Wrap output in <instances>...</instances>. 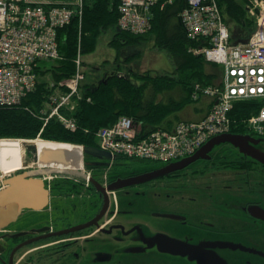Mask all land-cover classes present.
Instances as JSON below:
<instances>
[{
  "label": "flooded vegetation",
  "instance_id": "flooded-vegetation-1",
  "mask_svg": "<svg viewBox=\"0 0 264 264\" xmlns=\"http://www.w3.org/2000/svg\"><path fill=\"white\" fill-rule=\"evenodd\" d=\"M24 152L19 170L0 173V188L29 172L40 177L45 165ZM52 163L45 167L64 169L44 181L47 206L24 209L0 231V264H264L263 164L216 167L236 180L193 179L216 166L195 163L136 180L169 164L119 168L90 155L80 166Z\"/></svg>",
  "mask_w": 264,
  "mask_h": 264
},
{
  "label": "built area",
  "instance_id": "built-area-1",
  "mask_svg": "<svg viewBox=\"0 0 264 264\" xmlns=\"http://www.w3.org/2000/svg\"><path fill=\"white\" fill-rule=\"evenodd\" d=\"M87 0H0V107L20 106L36 89L41 62L59 59L58 31L73 21L81 26ZM159 0H119L117 25L122 31L144 34L150 27L152 7ZM171 1V0H168ZM179 13L188 38L204 39L208 46L194 50L223 68L222 85L200 89L216 99L208 115L199 122L179 123L172 131L156 130L141 135L130 118L120 117L100 129L99 148L112 156L168 163L193 154L210 138L229 130L230 112L236 102L256 99L261 104L247 123L264 136V15L258 31L243 46H231L229 31L216 0H185ZM75 74L60 83L66 90L49 98L44 124L55 117L74 130L75 120L64 114L72 110L84 79L80 56Z\"/></svg>",
  "mask_w": 264,
  "mask_h": 264
},
{
  "label": "trees",
  "instance_id": "trees-1",
  "mask_svg": "<svg viewBox=\"0 0 264 264\" xmlns=\"http://www.w3.org/2000/svg\"><path fill=\"white\" fill-rule=\"evenodd\" d=\"M216 1L226 23L230 20L250 28L252 32L254 19L248 11L251 0ZM117 5V0H87L81 26L73 21L59 31L61 59L42 71V76L50 74L55 83L70 78L75 71L74 60L78 52L82 55L92 52L99 36L108 30L113 31L109 45L118 50L121 46L130 47L152 39L153 46L165 51L170 57L174 74L152 76L148 72H135L132 74L135 79H132L129 74L121 75L120 70L116 69V73L106 75L101 80H86L81 86L82 97L72 112L76 120L74 130L64 128L55 119H50L43 127L37 113L43 109L47 96L54 88L42 80L21 106L0 107V138L35 139L39 135L40 139L47 141L96 147V132L112 125L118 117L133 119L142 133L163 128V121L171 113L193 101L190 94L195 84L208 86L220 82L222 69L193 53L194 49L207 46V42L202 38H188L179 17V13L186 7L185 0H160L152 8L151 27L144 35H134L117 28ZM176 87L184 95L181 100L169 99L166 103L157 100L159 95L173 91ZM258 109L259 104L255 101L237 102L230 113V133L252 134L245 122ZM3 160L9 162L12 159L4 155Z\"/></svg>",
  "mask_w": 264,
  "mask_h": 264
},
{
  "label": "rangeland",
  "instance_id": "rangeland-1",
  "mask_svg": "<svg viewBox=\"0 0 264 264\" xmlns=\"http://www.w3.org/2000/svg\"><path fill=\"white\" fill-rule=\"evenodd\" d=\"M112 39H113V31L108 30V31L102 33L98 38L96 48L92 52H88V53H85L82 55L81 61H83L82 62L83 68L81 69V72L85 76L83 79V81L85 83H86V80H87V82L91 81V79L92 80H97V79L100 80V79L104 78L106 75H111L113 73H116V71H115L116 69L120 70L119 74L126 75V73L132 74L135 72H138L140 74H142L144 72L150 73L151 71H149V70H151V69L152 70L159 69V72H163V71L168 72L174 68L173 64L171 62V59L167 55V53L165 51H161V50L155 49L153 47L152 39L145 41V42H142V43L137 44V45L130 46V47L121 46L120 50L116 49L114 46L109 45V42ZM130 59H133V61H131ZM53 64H55V61H53V60H45V61L41 62V66H43L45 69H49L51 66H53ZM159 76H164V75H159ZM47 79L49 81H51L50 74L46 75L45 77L41 76L40 81L41 80L46 81ZM218 84H220V82L216 83V85H218ZM176 93H177V91H175V92L170 91V92L162 93V95L158 96L157 100L158 101L162 100L163 102L166 103L167 100H169L171 98L170 96L176 98L177 97ZM175 101H177V100L175 99ZM9 139L20 140V138H9ZM253 139L255 140V142L250 143V145L252 147H254L257 151H259V153L261 155L264 156V137H259V136L254 135ZM46 143L47 142H45L43 140H35L32 143L36 147V150L38 152V160L43 161L44 164L48 163L47 162L48 160H46V159H48V158H46L48 156L45 153L54 152L53 151L54 145H59V144L50 142L51 144L48 145L49 147H46V148L44 147L43 150L39 149L40 146L42 147V145H47ZM36 145H38V146H36ZM63 145H65V144H63ZM63 145H59V146H63ZM46 149H49V151H51V152H47ZM24 151H29V155H30V153L33 154L32 148L23 147L22 161L24 158V153H25ZM63 151L66 154L65 149ZM42 153H44V156H42ZM54 153L59 154V153H62V151L58 150ZM3 154L11 157V159H13L14 156H16L15 153L9 149H4V151L2 152V155ZM212 155L214 158L212 157L213 159L211 161L206 162L202 159H198L195 162V164H198V165L203 166V167H205L204 165L210 166L212 164H216L215 168L213 169L215 171L212 172L210 167H209L208 169H210V171H205L200 176L190 175L191 178H193V179H205V180L215 179L216 180V179H223L224 176H222V175L226 174L227 178L236 180L239 178L237 176H233L232 174L236 175L237 172L236 171H231V172L223 171V169H226V167L223 165H225V164L235 165V164H242V163H244V164H259L250 158L249 159H243V158L241 159L240 158L241 155L238 153V151L236 149H234L229 144H221V145L214 146L212 149ZM66 158L71 161V158H69L68 156H66ZM33 161L34 162L36 161V157H33L32 162ZM56 161H55L54 165L61 166L58 163V161L57 162ZM114 164H115V166H117L119 168L120 167H130L133 169L134 168L149 169V168H154V167H157L160 165H164L163 163H155V162H149V161H143V160H131V159H123V158H118L114 162ZM69 166H75V164H72ZM216 167H221L223 169L218 171ZM258 172H261V171L258 170ZM47 175L49 177H52L53 173L45 174L46 177H47ZM250 178L251 179H262L256 173L251 175Z\"/></svg>",
  "mask_w": 264,
  "mask_h": 264
},
{
  "label": "water",
  "instance_id": "water-1",
  "mask_svg": "<svg viewBox=\"0 0 264 264\" xmlns=\"http://www.w3.org/2000/svg\"><path fill=\"white\" fill-rule=\"evenodd\" d=\"M238 44V43H235ZM255 140L240 135H220L211 139L206 145H204L200 150H198L191 157L185 158L177 163H172L165 168L146 173L145 175L139 176L136 180H149L153 178L160 177L169 172L176 170H181L189 164L195 163L198 159H208V153L213 149L214 146L229 143L238 151L250 157L251 159L264 165V156L259 153L250 143H254ZM24 146H29L30 143H23ZM63 144V143H56ZM83 153L99 158L111 159L109 153L103 152L96 147H83ZM35 152L36 149H35ZM48 163L54 162L57 159L64 163L66 160V155L64 153H49ZM57 162V161H56ZM52 170H43V173H49ZM41 173V172H40ZM33 172H29L18 176L11 180L10 186L2 188L0 190V231L5 229V227L17 219L24 209L42 210L48 204L49 192L45 188L44 182L41 179L32 178ZM30 177H25V176ZM258 217L264 220V211L258 213Z\"/></svg>",
  "mask_w": 264,
  "mask_h": 264
},
{
  "label": "crops",
  "instance_id": "crops-1",
  "mask_svg": "<svg viewBox=\"0 0 264 264\" xmlns=\"http://www.w3.org/2000/svg\"><path fill=\"white\" fill-rule=\"evenodd\" d=\"M252 4L254 5L256 4V6L260 8L261 10H263L264 8V0H258V1L251 0L250 5ZM251 14H253V12L250 10L249 11L250 17H252ZM226 24L230 31L232 43H238V44L246 43L249 37L251 36V34L254 32L255 27H256L255 21H254V28L252 32L250 28H246L245 26L238 25L230 20H227ZM149 71H151L150 75L152 76H157V75L172 76L174 74V68L168 72L166 71L159 72V69L157 70L151 69ZM132 79H135V77L132 76ZM175 91H177L176 93L177 97L175 98V97L170 96L171 98L170 97L169 98L170 99L173 98V100L176 99L177 101L181 100L184 96L182 94V90L176 87V89H174L172 92H175ZM211 106H212V100L209 97H200L197 101L189 102L186 105H184V107L181 108L180 110L171 113V115L168 116L167 119L163 121L162 126L163 128L170 129V128H173V126L180 121H192V122L199 121L202 118H204V116L209 112ZM167 124L169 125L165 126Z\"/></svg>",
  "mask_w": 264,
  "mask_h": 264
},
{
  "label": "bare ground",
  "instance_id": "bare-ground-1",
  "mask_svg": "<svg viewBox=\"0 0 264 264\" xmlns=\"http://www.w3.org/2000/svg\"><path fill=\"white\" fill-rule=\"evenodd\" d=\"M23 143H33V142H24V141L18 140V139H12V140L6 139V140L0 141V173L2 175H8V174H10L12 172H15V171L19 170L20 167L22 166V164L24 163L22 161L23 147H24ZM46 144L47 145H42V147L40 146L39 149L43 150L44 147L45 148L49 147L48 145L51 144V143L47 142ZM59 145H63V144H59ZM59 145H54L53 151L56 152L58 150L59 151L61 150L62 153L65 154V152L63 151L65 149V151H66L65 155L68 156L69 158H71V161L66 158L67 161L62 163L61 161H59V159H57L58 163L61 166H63V165H72V164H75V166H80V164L82 163V161H81L82 160L81 148L77 147V146H74V145H63V146H59ZM36 146H38V145H36ZM4 149H9V150L13 151L15 153V155H16L9 162H6V161L3 160L2 152L4 151ZM46 150H47V152H51V151H49V149H46ZM54 152H51V153H54ZM46 160H48V159H46ZM54 163H55V161H54ZM38 164L39 165H46V164L51 165V162L44 164L43 161L38 160ZM49 169L56 170V169H64V168H53L52 167V168H49Z\"/></svg>",
  "mask_w": 264,
  "mask_h": 264
}]
</instances>
